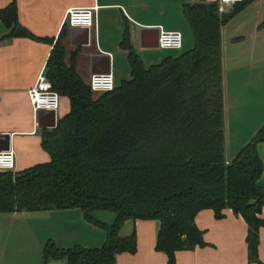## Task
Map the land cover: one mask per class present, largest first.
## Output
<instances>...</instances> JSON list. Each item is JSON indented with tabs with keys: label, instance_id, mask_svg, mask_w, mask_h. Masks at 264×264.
Here are the masks:
<instances>
[{
	"label": "trees",
	"instance_id": "obj_1",
	"mask_svg": "<svg viewBox=\"0 0 264 264\" xmlns=\"http://www.w3.org/2000/svg\"><path fill=\"white\" fill-rule=\"evenodd\" d=\"M248 4L240 0L220 15L218 3L187 4L195 45L145 67L130 53L133 74L113 90L94 96L64 60L59 38L46 73L53 88L70 98V110L43 135L50 160L23 170H0V213L81 208L84 217L107 232L97 247L61 248L53 238L43 246V263L117 264L135 252L136 232L121 235L127 219H158L156 248L176 264L177 250L206 245L196 224L202 208L217 217L232 208L248 223V258L258 257L264 224L263 161L257 144L264 124L229 162L225 153L221 27ZM10 34L30 36L18 22L16 1L0 8ZM113 210L111 224L93 217Z\"/></svg>",
	"mask_w": 264,
	"mask_h": 264
},
{
	"label": "crops",
	"instance_id": "obj_2",
	"mask_svg": "<svg viewBox=\"0 0 264 264\" xmlns=\"http://www.w3.org/2000/svg\"><path fill=\"white\" fill-rule=\"evenodd\" d=\"M13 0H0V8ZM18 22L31 34H10L12 27L0 16V134L9 135L15 152L14 171L48 162L43 147L44 126L52 121L47 112L39 119L28 97V89L45 69L56 41L64 46V60L74 63L89 85L92 73L111 71L117 85L130 79V53L150 67L167 55H176L159 46V31L178 30L184 35L182 51L194 46L187 4H209L217 0H15ZM96 5L95 26H69L66 13L74 7ZM219 6V3H218ZM236 5H228L231 12ZM219 10V8H218ZM225 153L229 162L264 124V0L248 4L222 25ZM177 50V49H176ZM180 52V53H181ZM177 53V54H180ZM109 69V70H108ZM94 91L93 95L101 94ZM55 111L56 124L71 107L70 98L60 94ZM264 167V140L257 144ZM259 182L264 185V169ZM113 211V210H112ZM110 212V211H109ZM217 217L211 208H202L196 224L203 230L206 245L177 250L176 264H259L248 258V223L232 208ZM93 217L111 224L115 212L96 209ZM264 218V209L262 211ZM159 221L153 218L127 219L121 235L136 232L135 252L116 256L117 264H169L167 254L156 248ZM259 230L258 257L264 264V224ZM53 238L61 248L74 245L97 247L107 232L84 217L81 208L20 210L0 213V264H42L43 246ZM66 258H49L46 264H66Z\"/></svg>",
	"mask_w": 264,
	"mask_h": 264
},
{
	"label": "built area",
	"instance_id": "obj_3",
	"mask_svg": "<svg viewBox=\"0 0 264 264\" xmlns=\"http://www.w3.org/2000/svg\"><path fill=\"white\" fill-rule=\"evenodd\" d=\"M240 0H217L219 11L224 12L228 5L235 4ZM98 7L96 5L89 7H74L66 13L65 19L69 26H83L90 29L94 27L95 13ZM184 35L178 30H167L160 28L159 46L161 48L181 49ZM89 85L92 90L107 92L113 90L117 84L111 71L106 73H92L89 79ZM28 97L35 113L40 109L57 110L61 104L60 93L53 88V83L47 76L46 70L42 69L31 86L28 89ZM16 159L13 149L0 150V170H15Z\"/></svg>",
	"mask_w": 264,
	"mask_h": 264
},
{
	"label": "water",
	"instance_id": "obj_4",
	"mask_svg": "<svg viewBox=\"0 0 264 264\" xmlns=\"http://www.w3.org/2000/svg\"><path fill=\"white\" fill-rule=\"evenodd\" d=\"M87 29V31H89V28L85 27ZM109 70V69H108ZM47 112H51L53 113V118L52 121L49 122L48 124L44 125V126H49V127H54L56 126V120H55V110L53 109H40L38 114H39V119H41V117L43 116V114L47 113ZM10 145H9V135L8 134H0V150L3 149H9Z\"/></svg>",
	"mask_w": 264,
	"mask_h": 264
},
{
	"label": "rangeland",
	"instance_id": "obj_5",
	"mask_svg": "<svg viewBox=\"0 0 264 264\" xmlns=\"http://www.w3.org/2000/svg\"><path fill=\"white\" fill-rule=\"evenodd\" d=\"M190 34H192V30H190ZM192 35L194 37V34H192ZM194 45H195V43H194ZM166 50H168V51H170L171 53H174V54H177V53H180L181 52V50H178V49L177 50L176 49H166ZM105 211H107L108 213H113L112 210L111 211L110 210H105Z\"/></svg>",
	"mask_w": 264,
	"mask_h": 264
}]
</instances>
